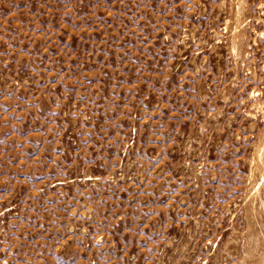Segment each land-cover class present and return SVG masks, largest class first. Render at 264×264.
<instances>
[{
	"label": "rangeland",
	"instance_id": "rangeland-1",
	"mask_svg": "<svg viewBox=\"0 0 264 264\" xmlns=\"http://www.w3.org/2000/svg\"><path fill=\"white\" fill-rule=\"evenodd\" d=\"M0 264H264V0H0Z\"/></svg>",
	"mask_w": 264,
	"mask_h": 264
}]
</instances>
